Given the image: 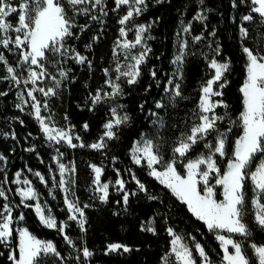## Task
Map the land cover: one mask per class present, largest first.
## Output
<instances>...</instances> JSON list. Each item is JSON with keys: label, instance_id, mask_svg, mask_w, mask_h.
Wrapping results in <instances>:
<instances>
[{"label": "trees", "instance_id": "1", "mask_svg": "<svg viewBox=\"0 0 264 264\" xmlns=\"http://www.w3.org/2000/svg\"><path fill=\"white\" fill-rule=\"evenodd\" d=\"M21 2L23 0H10L17 7ZM103 3L107 15H103L99 7L92 9L88 15L75 14L74 23L77 27L72 29L73 36L64 42V47L75 51H69L67 57L49 52L48 59L43 61L49 76L41 83L47 88L55 85L52 77L60 81L59 87L54 89L56 94L43 99L48 105L45 114L51 117L56 126H71L73 132L80 137V142L85 145L76 148L60 147L64 160L74 164L76 169L71 177L74 183L69 185V190L74 193L72 199L84 211V231H81L77 221L68 219L65 195L58 186L60 178L52 159L57 145L48 143L28 108L21 111L16 107L21 84H14L10 79H0V92L7 93L0 95V155L5 157L0 165V188L8 198L7 201L0 198V207L8 202L14 206V216L23 214L24 227L38 239L53 242L64 258L62 264H166V256L168 264H176L170 254L171 237L168 235V228L184 237L197 261L199 257L195 253L192 237L204 247L211 264H224L216 234L209 232L203 222L188 211L186 205L148 174L149 169L144 161L140 165L134 164L130 150L143 134H152L154 144L159 145V154L165 161L175 157L179 165L178 171L183 174V165L205 153L207 149L204 145L207 142L214 145L217 134L215 131L200 141L184 158L172 151L180 139L190 133L191 127L199 122L201 88L213 75L209 60L225 61L229 63L230 70L223 78L226 83L220 89L222 95L219 100L227 107L215 109L217 115L226 117L223 121H218V130L227 131L229 127L232 129L227 133V155L223 159L216 157L223 171L228 159L232 157L235 140L242 133L238 119L243 109L240 88L246 76L247 63L242 49L249 47L254 52L264 54V24L260 23L258 14L251 12L254 7L251 0H162L160 3L145 0L146 8L140 15L133 17L132 23L148 25L146 46L151 51L140 66L141 75L137 82L130 85L122 77L117 81L122 94L114 97L119 106L118 111L127 114L129 120L113 129L115 138L106 139L105 148L96 150L88 145L100 139L111 112L106 98L97 104H92L91 100L97 91L103 94L106 81L116 80L118 76L116 66L119 59L113 50L120 37L119 19L127 10L126 6H121L114 11L115 0H103ZM86 6L91 7L90 4ZM68 11L72 14L70 8ZM200 11L206 19H196ZM245 15H252L254 19L244 21ZM92 16H97L98 19L94 20ZM7 19L14 26L17 25L18 13ZM85 25L81 31V26ZM182 25H189L190 37L185 46L181 79L178 81L180 96L167 98L165 89L172 76L176 36ZM242 27L249 33L245 39L241 38ZM16 35L17 33L10 31L7 38L14 40ZM197 36L201 39L196 40ZM0 53L4 54L7 61V65L0 62L2 78L8 75L7 66L15 69L19 67L20 49L15 48L14 44L9 45V49L0 46ZM76 53L86 58L84 63L76 62ZM105 69L108 70L107 75ZM60 70L67 73L66 77H60ZM153 72L155 76L152 75ZM157 102L163 107L156 108ZM161 119L163 127L160 126ZM85 124L88 125L87 129ZM30 148L33 151H28ZM260 158L258 155L249 165V177ZM90 165L100 167V183L109 184L106 201L99 199L101 194L96 191ZM156 167L162 170V166ZM17 172L30 181L38 193L40 203L51 208L57 221L66 223L64 234L57 229L42 226L32 208L20 205L16 184L13 183ZM36 172L45 177L46 183H41ZM5 177L7 183L4 182ZM117 179L124 181L123 191L116 185ZM137 181L145 185V190L139 189ZM214 181L215 174H212L210 183ZM253 187L250 178L246 179L244 222L248 225L250 235L244 237L233 234L232 238L242 244L249 264H258L252 245L264 246V228L254 219L251 206ZM215 191L216 198L222 199L220 188L216 187ZM124 192L129 193L127 203L123 199ZM84 205L88 207L85 208ZM148 226L154 232L142 230ZM65 234L72 240V245L65 241ZM112 243L124 245L130 251L123 252L120 249L108 253L107 246ZM84 247L93 253L87 260L82 256ZM9 252L18 255L15 234L10 246L0 245V264H12L8 259ZM45 264H61V260L49 257Z\"/></svg>", "mask_w": 264, "mask_h": 264}, {"label": "snow or ice", "instance_id": "2", "mask_svg": "<svg viewBox=\"0 0 264 264\" xmlns=\"http://www.w3.org/2000/svg\"><path fill=\"white\" fill-rule=\"evenodd\" d=\"M157 3L162 0H156ZM251 12L258 14L260 23L264 24V0H251ZM91 5L87 7L86 5ZM121 6H127V12L119 19V24L122 26L119 31L123 37L126 33V25L134 16L140 15L146 8L145 0H115L114 11ZM99 7L103 15H107L104 11L103 0H23L17 6H13L10 0H0V46L9 49V45L14 44L15 48L20 49V64L22 67L26 64L28 67L27 77L23 79L24 84H30L32 87L27 90V97L31 99V107L34 111L35 118L37 119L40 130L44 134L47 141L55 144L64 143L71 148L85 147L81 142L79 145L73 143V137L70 135V129L65 130L55 127L51 123V117H43L41 115V107L47 110V102L43 105L37 100L34 95L35 92L41 93L43 96L48 97L55 95V88L60 85L59 80H55L54 87H36L37 82L49 76V73L43 63L48 59V53L59 54L67 57L69 51L74 52V49L69 50L64 47V42L68 37L73 36L72 29L77 27L74 23L75 14L88 15L92 9ZM72 10L69 14L68 9ZM18 13V24L13 25L8 21L10 15ZM92 19H98L97 16H92ZM196 19L204 20L206 16L198 13ZM252 15H245L244 21H252ZM85 26H81V31ZM10 31L17 33L14 40L7 38ZM147 31L146 26H138L136 28V35L134 42L125 40L123 43L117 42V47L126 53L125 59L130 60L131 63L125 64L123 67L118 63L116 72L118 76L116 80H109L106 83L111 88V92L97 91L92 96V104L100 103L105 98H114L122 94V89L118 81L122 77L127 78L128 84H134L141 75L140 66L145 62L150 48L144 47L142 52L132 54L131 49L137 45L144 43V33ZM185 32L189 29L185 28ZM241 38L248 37V30L245 28L240 29ZM150 39V37H148ZM200 40L201 37H195ZM184 46L181 45L180 54L176 56L174 63L180 64L184 56ZM243 52L246 55V78L240 88L243 96V110L239 115V123L242 128V134L235 140V147L232 152V157L228 159L226 168L221 171L219 167V160L223 159L226 153V143L228 141V132L232 129L229 127L226 132H219L217 128L218 121H223L226 117L217 115L215 109L217 107H227L219 101H213L211 98L214 96H221L222 92L214 91L213 85L219 84L222 89L226 81H223L225 73L230 70L229 63H221L213 59L209 63V68L214 70V75L209 79L206 85L201 88V96L198 104L200 114L198 116L199 122L194 124L190 129V134L184 136L178 144L172 149L179 157H186L200 141L211 132H217V137L213 144H205L204 147L208 149V153L201 154L195 159H190L183 165L185 172L181 174L178 171V163L176 158L165 161L159 154V145L153 143L151 139H144L137 142L132 149V161L136 165H140L142 160L146 162L149 169V175L158 180L164 187L184 205L197 220L203 222L209 232L215 233V238L220 243L223 252L222 260L224 264H249V260L243 251L242 244L232 238L233 234L247 237L250 235L248 225L244 222L245 217V181L251 180L253 184L254 196L251 200V206L254 210V219L256 223L264 228V54L254 52L249 47H243ZM114 55L116 49L113 50ZM218 52V49H217ZM77 63H84L85 57L79 53L75 54ZM0 62L7 65L6 58L3 53H0ZM8 75L0 79H10L14 84H20L21 78L16 73V69L12 66L6 67ZM108 70L105 69L107 75ZM60 77H66L67 73L60 70ZM155 76V72L152 73ZM223 81V82H222ZM172 81H169L171 84ZM166 92L169 89H165ZM0 95H7V93L0 92ZM174 97L180 96L179 85H176ZM21 104L16 107L23 111L22 104L26 101L22 94H18ZM119 107V106H118ZM143 108V105H141ZM160 102L156 103V108H162ZM151 115H156L151 113ZM129 116L127 114L119 115L117 108L112 109V119L104 124V133L99 141L88 145L92 149H103L106 147L105 138L108 140L115 138L114 128L128 122ZM155 123V121H154ZM235 123V122H232ZM160 126L163 127V120H160ZM87 129L88 125H84ZM13 138L14 135H13ZM76 140L80 137L76 136ZM33 151V149H28ZM57 156L52 159L57 163L60 179L58 186L64 192V204L68 210L69 220L78 221L81 231H84L85 219L84 211L78 205L76 200L70 198L74 193H70L69 185L74 183L72 180L66 179V174H75L74 164L69 167L60 162L59 157L63 156L62 152L57 149ZM258 160L250 174L247 171L257 158ZM5 160L3 155H0V161ZM162 166V170H158L157 166ZM95 174L93 183L97 186L96 191L101 192L99 199L106 201L108 197L109 184L100 183L102 169L96 165H90ZM212 174H215V183H210ZM35 175L39 177L41 183H46L45 177L36 172ZM17 177L20 173L16 174ZM135 179V176H133ZM7 183V177H5ZM13 183H23L27 187L17 188L16 194L20 197V205L24 208H32L40 222V224L49 229H57L61 234L65 233L67 227L64 221H57L52 214L51 208L46 204L42 205L38 202V193L31 186L29 180L25 179L20 181L18 178L13 180ZM116 185L119 190L123 191L124 181L117 179ZM137 185L141 191L145 190V185L137 181ZM200 185L203 187L201 188ZM222 188V199H217L216 187ZM55 187V185H54ZM51 195V192H50ZM129 193L124 192L123 199L127 203ZM0 198L7 201L5 191L0 188ZM155 199V197H150ZM26 201H37L34 204L26 203ZM13 205L11 203H4L0 207V245L10 246V242L15 234L18 239L17 249L18 255L15 252H9L8 259L12 264H45L46 258L55 257L63 262V257L59 253L57 247L51 241H42L33 235L27 227H16L19 221L24 220V215H13ZM85 208L88 205H84ZM78 214V215H77ZM149 232H154L151 226L142 228ZM168 235L171 237V250L170 254L174 255L176 264H211L208 254L204 247L195 242V237H192L194 242L195 253L199 257L197 261L196 256L189 245L184 241L182 235L176 234L172 228L167 229ZM221 232H226L229 235H222ZM65 241L72 245V240L65 234ZM231 248V251L229 250ZM255 254L259 258V264H264V246L252 245ZM123 249V252H129L130 249L119 243H112L107 246V252H116ZM93 253L87 248L82 249V256L86 260L90 258ZM166 264H168V257H164Z\"/></svg>", "mask_w": 264, "mask_h": 264}, {"label": "rangeland", "instance_id": "3", "mask_svg": "<svg viewBox=\"0 0 264 264\" xmlns=\"http://www.w3.org/2000/svg\"><path fill=\"white\" fill-rule=\"evenodd\" d=\"M255 6V5H254ZM127 7V6H126ZM128 10V9H127ZM127 10H126V12H127ZM126 12H125V14H126ZM200 14H202V11H200L199 12ZM124 14V15H125ZM197 17V16H196ZM133 19V18H132ZM132 19L126 24V25H124V27L126 28V35L125 36H121L120 35V31H119V35H120V37H119V39L117 40V42L119 41V42H121V43H123V41H125V40H128V41H132V42H134V40H135V35H136V28L138 27V26H146L147 27V29H148V25H146V24H141V23H132ZM197 20H199V19H197ZM122 27V26H121ZM120 27V28H121ZM185 28H188L189 29V31H190V27H189V25H182L181 27H180V29H179V31H178V33H177V36H176V48H175V54H174V57H173V71H172V76H171V78H170V81H172V83L171 84H169V82L167 83V89H169V91L168 92H166V97L167 98H171V97H174V92L176 91V85H178V81L181 79V69H182V63H183V59H182V62L178 65V64H176V63H174V61H175V58H176V56L177 55H179L180 54V48H181V45H183L184 46V55H185V46H186V43H187V40H188V38L190 37V33H189V31L188 32H185L184 31V29ZM146 33H147V31L144 33V43L142 44V45H137L135 48H133V49H131V53L132 54H138L139 52H142L143 51V49H144V47L146 46V39H147V35H146ZM117 42H116V53H117V55H118V59H119V63H120V65L123 67L125 64H127V63H131V61L130 60H126L125 59V56H126V53L123 51V50H121V49H119L118 47H117ZM147 47V46H146ZM183 58H184V56H183ZM211 60H213V59H210L209 60V62H208V64L210 63V61ZM216 60V59H215ZM246 60H247V58H246ZM218 62H221V63H227V62H225V61H219V60H217ZM27 65L25 64L24 66H23V68L22 67H17L16 68V73L15 74H18L19 76H20V78H21V88L18 90V93H17V97H18V94H22L23 96H24V99H25V101H26V103L25 104H22V107L23 108H28L29 109V112L31 113V115L35 118V114H34V111H33V109H32V107H31V104H32V101H31V99L30 98H28L27 97V90L28 89H30L31 87H32V85H30V84H24L23 83V79H25L26 77H27V71H26V69H27ZM212 73H213V75H214V70H212ZM212 75V76H213ZM212 78V77H211ZM210 78V79H211ZM245 78H246V76H245ZM126 80H127V78H125ZM43 80L44 79H41V80H39L38 82H37V85H36V87H44V86H42L41 85V83L43 82ZM244 81H245V79H244ZM117 82V81H116ZM118 83V82H117ZM207 83V82H206ZM206 85V84H205ZM220 87H219V84L217 83V84H214L213 85V90L214 91H220ZM104 92H111V88L109 87V85L106 83V88L104 89ZM103 92V93H104ZM221 92V91H220ZM34 95L36 96V98H37V100L41 103V105H43L44 104V102H43V99L45 98V96H43L41 93H39V92H35L34 93ZM213 101H219V102H221L220 100H219V96H214V97H212L211 98ZM106 100L108 101V103H109V105H110V112H111V116H110V118H109V120L110 119H112V109L115 107V108H117V112H118V114L119 115H124V114H122V113H120L119 111H118V103H117V101H115L114 100V98H111V99H109V98H106ZM22 102H21V100L18 98V103L17 104H21ZM223 104V103H222ZM243 110V109H242ZM46 113V110L43 108V107H41V115L43 116V117H45V118H47V117H49L47 114H45ZM36 119V118H35ZM37 120V119H36ZM108 120V121H109ZM107 121V122H108ZM38 122V121H37ZM106 122V123H107ZM51 123L52 124H54L53 123V121L51 120ZM39 124V123H38ZM55 125V124H54ZM40 127V126H39ZM55 127H57V128H62V129H65V130H69L70 129V135L73 137V143H75V144H80L81 142H80V140H76L75 139V137L77 136L74 132H73V129H72V127L71 126H66V127H60V126H56L55 125ZM104 131H105V129H104ZM219 132H226L225 130H219ZM104 133V132H103ZM103 133H102V135H103ZM190 134V133H189ZM242 134V133H241ZM101 135V136H102ZM45 137V136H44ZM216 137H217V134H216ZM107 138H105V140H106ZM144 139H151L152 141H153V143H154V140H153V136H152V134H148V133H145V134H143L139 139H137L135 142H134V144H133V146L135 145V144H137V142H140V141H142V140H144ZM99 141V140H98ZM97 141V142H98ZM48 143H51V142H49L48 141ZM94 143H96V142H94ZM51 144H55V143H51ZM93 144V143H92ZM207 144H210V142H207ZM57 145V147H55V153H54V155H53V157L54 156H57L58 155V153H57V149L59 150V152H61L60 151V147H65V146H68L67 144H64V143H60V144H56ZM91 145V144H90ZM133 146H132V148H131V150H130V156H131V158H132V149H133ZM234 147H235V145H234ZM208 153V149H207V151L205 152V153H203V154H207ZM178 155V154H177ZM198 157V156H197ZM196 157V158H197ZM195 159V158H194ZM59 160H60V162H62V163H64L65 165H67V166H69V167H71L73 164L71 163V162H68V161H65L64 160V158H63V156L62 157H59ZM143 161V160H142ZM145 162V161H144ZM55 163V166H56V169H57V173H58V175H59V178H60V174H59V171H58V166H57V163L56 162H54ZM146 163V162H145ZM0 165H1V161H0ZM226 166H227V164H226ZM154 167H156V166H154ZM226 168V167H225ZM159 170V169H158ZM184 172H185V169H184ZM17 173H20V172H17ZM16 173V174H17ZM94 173V172H93ZM16 174H15V176H14V180H16L17 178L20 180V181H23V180H25V179H27V178H25L24 176H22L21 175V173H20V176L19 177H17L16 176ZM184 174V173H183ZM71 177H72V174L71 173H67L66 174V179H68V180H71ZM94 177H95V174H94ZM28 180V179H27ZM215 183V181L212 183V184H214ZM101 184H104V183H101ZM31 186H32V184H31ZM23 188V187H27L26 185H24L23 183H20V184H16V189L17 188ZM97 186L95 185V188H96ZM200 187L202 188L203 186L202 185H200ZM217 187H219L220 188V193H222V188L220 187V186H217ZM64 193V192H63ZM101 195H102V193L101 192H99ZM64 195H66L65 193H64ZM222 196V195H221ZM20 198V197H19ZM70 198L72 199V195L70 196ZM223 198V197H222ZM37 201H26V203H29V204H34V203H36ZM38 202L40 203V200H39V196H38ZM78 215V214H77ZM78 222V221H77ZM16 227H24V225L22 224V221H19L16 225H15ZM220 234H222V235H225V234H223L222 232L220 233ZM40 240H42V241H49V240H43V239H40ZM17 243H18V239H17ZM170 250H171V248H170ZM173 256V258H174V260H175V257H174V255H172ZM257 256V255H256ZM257 259H258V264H259V258H258V256H257Z\"/></svg>", "mask_w": 264, "mask_h": 264}]
</instances>
